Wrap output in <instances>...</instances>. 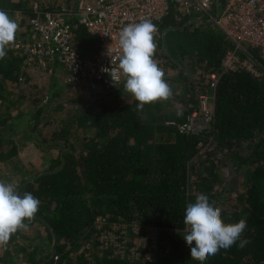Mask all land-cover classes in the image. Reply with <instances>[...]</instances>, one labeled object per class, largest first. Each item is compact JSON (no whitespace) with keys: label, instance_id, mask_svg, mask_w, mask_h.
<instances>
[{"label":"trees","instance_id":"1","mask_svg":"<svg viewBox=\"0 0 264 264\" xmlns=\"http://www.w3.org/2000/svg\"><path fill=\"white\" fill-rule=\"evenodd\" d=\"M7 7L0 5L8 13L14 10ZM25 8L27 12L20 7V16L24 18L25 13L23 22L30 27L32 10L27 5ZM192 22L174 11L163 20L168 30L191 27L192 31L193 40L187 45L173 42L170 52H162L159 66L172 89L177 83L181 91L178 97L185 98L180 108L171 103L170 109L164 110V101H157L138 110L134 97L125 99L124 80L106 85L101 80L104 87L91 90L90 98L58 102L50 108L41 102L33 112L0 118V125L11 117L29 121L41 134L37 143L62 145L48 167L22 176L17 186L21 195L31 192L40 200L33 219L54 238L48 249L34 246L28 254L31 264H200L191 259L190 246L183 239L185 208L198 194L207 195L210 203L221 207L225 222L246 218L241 239L249 241L243 248L238 247V241L221 249L204 264H264V75H254L245 68L222 70L213 89L209 128L180 131L177 123L197 108L196 87L210 91L201 74L220 69L231 44L214 23L215 27L209 25L211 31L201 28L197 34L198 23ZM74 42L83 57L98 49L96 35L83 25L75 27ZM20 61L10 50L0 60L1 90L7 83L17 89ZM188 67L200 68L192 82L184 75ZM170 68L174 71L167 73ZM61 106L66 108V117L54 121L52 111ZM41 114L44 120L40 127ZM13 131L10 128L3 140L0 134V163L17 156ZM202 147L213 158H219L223 149L233 153V175L238 178L244 172V188L230 209L223 186L217 189L213 181L205 180L212 159L193 162ZM98 216H104L108 223L137 222L142 228L152 227L155 247L150 257H120L105 248L94 251L93 256L74 252L82 239L94 232L91 244L101 243L95 226ZM4 251L0 250V264L8 261L4 256L9 251Z\"/></svg>","mask_w":264,"mask_h":264},{"label":"built area","instance_id":"2","mask_svg":"<svg viewBox=\"0 0 264 264\" xmlns=\"http://www.w3.org/2000/svg\"><path fill=\"white\" fill-rule=\"evenodd\" d=\"M170 11L189 21H202L204 17L231 42L222 56L220 69L206 75L210 91L201 90L197 94V108L177 123L180 131L200 132L210 126L213 89L222 70L245 68L254 75H264V0H78L76 6L33 7L31 37L15 39L11 48L24 64L41 69L43 78L59 65L65 81L85 92L95 89L101 80L117 83L111 75L119 67L118 36L124 26L150 19L158 29L154 37L158 45L165 32L163 20ZM194 13L201 16L194 18ZM78 24L98 39V49L92 56L83 57L75 45L74 29ZM123 80L121 75L119 82ZM95 222L100 233L104 227L118 226L108 223L104 216L96 217ZM118 238L124 240L122 235ZM103 244L116 245L109 237H104Z\"/></svg>","mask_w":264,"mask_h":264},{"label":"rangeland","instance_id":"3","mask_svg":"<svg viewBox=\"0 0 264 264\" xmlns=\"http://www.w3.org/2000/svg\"><path fill=\"white\" fill-rule=\"evenodd\" d=\"M26 1V2H25ZM78 0H0V5H7L9 7H13L14 5H20L17 8H14L9 15L12 18L18 20V23L22 21L23 26L19 27L17 37H20L24 40L31 34L30 27L27 28L24 24L26 21L25 13H23L24 18L20 17V13L23 8L24 12H27L25 6L27 5L30 10L33 11V7L38 8H57L62 6L69 7L70 5L76 6ZM7 7V8H9ZM3 8V7H2ZM0 8V9H2ZM21 10H19V9ZM194 18L197 16H201L199 13L193 14ZM24 21V22H23ZM195 22V21H193ZM192 22V23H193ZM198 32L200 33L201 28L205 30L211 31L209 25L211 27H215L212 22H207L204 17H202V21H198ZM20 26V25H19ZM164 26V36L162 40L158 41V45L156 47V52L154 55V59L157 62L158 66L161 65V60H163L162 52H170V46L173 42H179L187 45L192 39L191 37V27H184L182 29L168 30V25ZM16 37V38H17ZM15 54L16 52L13 51ZM15 58V57H14ZM16 63V58L14 59ZM200 68H198L199 71ZM18 75V84L17 89L11 88L12 83H7L4 85V91L0 89L1 94L4 96L0 97V118L4 115H21L22 112H33L36 110V105L44 103L49 108L58 102H70L74 100H83L84 98H90V91L85 90L83 92L81 88L72 87L65 81V74L63 69L58 65L53 73L48 75L47 78H43V72L41 69L36 68L35 66L22 64L20 61ZM174 71L173 68L167 69V73H171ZM197 70L193 68H186L184 75L188 77L187 79L192 82L193 77L197 76ZM202 81H206L207 76L206 72L201 74ZM37 79V81H35ZM20 82V84H19ZM28 83L30 86H27ZM111 84L110 80H107L106 84ZM173 84V83H172ZM103 84H99L95 89L99 91L104 87ZM175 87L172 89L173 95L168 101L162 102V106L164 110L170 109V104L172 103L175 107L183 106V100L185 98H179L180 89L177 83H174ZM198 91L199 88L196 87ZM193 92V90H190ZM125 99L133 97L129 92L124 89L123 92ZM197 98V97H195ZM44 99V100H43ZM46 106V107H47ZM66 108L63 106L59 108H55L52 111L51 118L54 121H58L59 119L65 118ZM190 113V112H189ZM187 113V115L189 114ZM25 118V117H24ZM42 114L39 116V126L41 127ZM46 120V118H45ZM8 123H13L9 125ZM14 129L12 133V139L16 143L17 147V156L12 160H7V162L0 163V180L12 183L14 185H19V181L22 176L31 175L32 173L44 169L49 166L52 162V159L57 155L59 149L62 145L52 146V145H44L41 143H37L36 139L41 138V134L37 132V129H34L31 122L22 121L21 119H8L3 125H0V134L2 136V140L5 139V133L8 134V131ZM9 135V134H8ZM5 144L9 145L8 142ZM242 149V148H241ZM240 151L244 152V148ZM200 154V155H199ZM199 154L194 157L193 162H198L201 160L208 161L207 157L212 159L210 168L207 170V174L205 180L213 181L215 187L219 189L222 185L223 190L225 191V195H227V206L228 209L231 208L232 203L236 201V198L239 195L241 189L244 188L245 185V176L240 174L238 178L234 176L235 172H233V165L230 162V157L233 153L228 152L226 150H222L219 152V158H213L211 153L207 152L204 147L199 150ZM217 154V152H216ZM218 154V155H219ZM218 155H216L218 157ZM239 174V172L237 173ZM216 175V176H215ZM231 175V176H230ZM194 181V176L190 177V182ZM198 185V184H197ZM231 188L234 189L231 191ZM219 206V205H218ZM28 225L26 229L18 230L15 234H13L8 241V243L0 247L2 252H5L4 249L8 250L9 254H5L4 257L8 258L7 264H31L28 258L29 252L37 246V250L40 248L48 249L52 246L54 242L53 236L47 233V230L43 228V225L38 223L35 219L31 221H25ZM131 234V235H130ZM153 228L150 226H145L142 228L140 224L137 222L131 223H120L117 227L109 229V227H104L101 229V233L98 232V238L101 243L98 245H92L90 240H93L96 237V232L91 235L90 238H83L81 244L76 253H89L93 256V252H101L102 248L112 249V253L115 255H119L120 257H150V253L154 250L155 244L152 239ZM95 235V236H94ZM118 235H122L124 240L118 238ZM104 237H109L112 239V242L116 243L115 246L105 245L103 244ZM35 255V254H33ZM73 256L75 254H72ZM6 258V259H7ZM71 258H73L71 256Z\"/></svg>","mask_w":264,"mask_h":264},{"label":"clouds","instance_id":"4","mask_svg":"<svg viewBox=\"0 0 264 264\" xmlns=\"http://www.w3.org/2000/svg\"><path fill=\"white\" fill-rule=\"evenodd\" d=\"M18 29V20L0 9V60L7 56L8 48L15 43ZM157 31V26L150 19L143 18L124 26L118 36L119 67L112 72L111 78L119 83L123 75V88L138 101V110H142L145 104L167 101L173 95L164 78V70L153 58ZM39 206L40 200L31 192L21 195L17 185L0 180V247L5 246L18 230L27 228L25 221L35 217ZM221 211V207L210 203L205 194H198L195 201L185 208L183 222L187 230L183 239L190 246L191 259L200 264L238 241L240 248L249 243L247 239H241L247 228L246 218L225 222Z\"/></svg>","mask_w":264,"mask_h":264},{"label":"crops","instance_id":"5","mask_svg":"<svg viewBox=\"0 0 264 264\" xmlns=\"http://www.w3.org/2000/svg\"><path fill=\"white\" fill-rule=\"evenodd\" d=\"M19 16H20V15H19ZM20 17H21V16H20ZM19 25H20L19 27L23 26L22 21L19 23ZM25 26H26L27 28H29L27 25H25ZM29 29H30V28H29ZM20 30H21V29H20ZM20 30H19V31H20ZM19 31H17V33H16V37H17ZM30 31H31V30H30ZM31 34H32V32H31ZM31 34L27 37V39H29V38L31 37ZM16 37H15V39L20 38V37H17V38H16ZM8 50H10V51H12V52L15 51L14 49L11 48V46L8 48ZM15 52H16L15 55H17V56L20 58V60H21V62H22V64H23V63H24V62H23V58L20 57V56L17 54V51H15ZM35 81H37V79H36Z\"/></svg>","mask_w":264,"mask_h":264},{"label":"water","instance_id":"6","mask_svg":"<svg viewBox=\"0 0 264 264\" xmlns=\"http://www.w3.org/2000/svg\"><path fill=\"white\" fill-rule=\"evenodd\" d=\"M196 21V20H195ZM199 21V20H198ZM198 21H196V22H198Z\"/></svg>","mask_w":264,"mask_h":264}]
</instances>
